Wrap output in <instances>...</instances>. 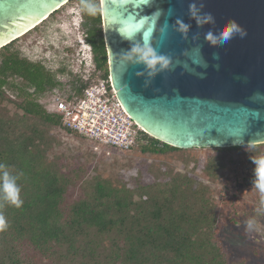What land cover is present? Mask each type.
<instances>
[{"label":"trees","instance_id":"trees-1","mask_svg":"<svg viewBox=\"0 0 264 264\" xmlns=\"http://www.w3.org/2000/svg\"><path fill=\"white\" fill-rule=\"evenodd\" d=\"M100 20L89 19L86 14L81 20L79 29L93 66L84 76L69 81L56 80L50 68L21 56L13 49L17 39L0 49V98L15 104L19 111L13 117L0 114V163L8 165L13 176L23 172L17 181L22 207L0 201V213L10 224L0 236L10 245L26 241L44 256H55L58 264H226L222 247L214 241L217 228L210 216L213 210L208 191L202 185L190 187L200 181L174 173L167 182L138 187L136 199L125 187L94 179L91 195L67 202L66 189L76 183L78 174L75 170L66 174L57 161L48 160L52 142L48 131L62 126L46 105L53 94L79 95L95 79L108 78ZM56 72L67 74L63 67ZM66 134L79 137L70 131ZM138 139L143 154L181 150L143 132ZM242 147H247L248 153H260L256 146ZM207 161L203 171L210 177L215 161ZM185 185L190 186L182 190ZM79 236L87 240L79 244ZM14 247L0 264L21 261ZM59 249L66 255L57 256Z\"/></svg>","mask_w":264,"mask_h":264},{"label":"water","instance_id":"water-1","mask_svg":"<svg viewBox=\"0 0 264 264\" xmlns=\"http://www.w3.org/2000/svg\"><path fill=\"white\" fill-rule=\"evenodd\" d=\"M69 1L0 0V49ZM193 2L204 4L215 25L197 27L188 15ZM157 8L163 15L153 46L172 63L146 84L147 75H136L143 66L125 67L117 54L130 47L124 33L132 18L150 16ZM99 10L111 87L146 135L181 150L264 144V0H153L149 6L140 0H99ZM177 18L191 24L187 39L172 28ZM229 19L247 35L210 46L205 34ZM165 21L169 29L161 38ZM135 40H142V33Z\"/></svg>","mask_w":264,"mask_h":264},{"label":"rangeland","instance_id":"rangeland-1","mask_svg":"<svg viewBox=\"0 0 264 264\" xmlns=\"http://www.w3.org/2000/svg\"><path fill=\"white\" fill-rule=\"evenodd\" d=\"M93 2L99 9V0ZM79 4L80 0L67 2L46 21L17 39L13 49H17L21 56L50 68L56 80L69 81L77 75L84 76L83 73L92 69L93 63L89 48L83 43L79 25L85 14L89 19L100 18V10L91 16L81 12ZM99 27L104 41L101 23ZM58 67H63L68 75H59L56 72ZM15 113H19L15 104L2 102L0 98V114L13 117ZM48 132L52 137L47 151L48 160L57 161L66 174L71 170L78 174L76 183L66 189L67 202L91 195L94 179L109 181L113 187H125L138 199V187L155 181L167 182L174 173H178L200 181L197 185H185L182 190L189 186L206 187L213 210L210 216L216 221L214 241L222 247L226 264H264V193L252 186L255 168L252 159L264 157V144L254 145L257 147L255 150L260 152L255 154L248 153L247 147H241L236 151L192 148L164 155H148L140 152L139 145L128 152L109 150L106 154L95 143L68 135L58 127H51ZM207 160L215 161L213 166L216 168L210 177L203 171ZM249 220L253 221L251 229L246 226ZM84 240L87 239L79 236L78 243H84ZM12 245H15L21 260L18 264H58L55 256H44L26 241L10 245L1 236L0 263ZM58 252L57 256L66 255L64 249Z\"/></svg>","mask_w":264,"mask_h":264},{"label":"clouds","instance_id":"clouds-1","mask_svg":"<svg viewBox=\"0 0 264 264\" xmlns=\"http://www.w3.org/2000/svg\"><path fill=\"white\" fill-rule=\"evenodd\" d=\"M140 3L144 6H149L153 3V0H140ZM203 8V3H190L188 6L189 18L195 21L197 27L215 25L216 21L213 15L204 12ZM79 10L91 16H95L99 11L97 4L93 0H80ZM162 15L163 11L157 8L150 16L143 15L138 19L133 17L131 24L127 26L130 30L124 33L126 40L130 41V47L117 54L120 57V62L125 67L129 65L143 66L144 71L137 72L136 75H147L149 80L146 81V84L159 73L168 71L172 63L169 56L158 53L153 46V38L157 34V26ZM168 15H172L171 9H169ZM172 28L180 34L182 39H187L191 24L185 23L181 18H177ZM168 29L169 24L165 21L158 30L159 37L164 38ZM138 33H142V40H135ZM246 35L247 31L241 25L235 20L229 19L215 31L209 30L205 34V40L210 46H223L234 38L243 39ZM193 39H196V37H193ZM252 162L255 165L252 186L264 193V157L252 159ZM20 176H23V172H18L16 176H13L9 172V166L0 163V201L11 204L16 208H20L23 205L20 195L21 188L17 183ZM0 207H2V204H0ZM246 226L251 229L253 221H247ZM9 227V221L3 213H0V232L6 231Z\"/></svg>","mask_w":264,"mask_h":264},{"label":"built area","instance_id":"built-area-1","mask_svg":"<svg viewBox=\"0 0 264 264\" xmlns=\"http://www.w3.org/2000/svg\"><path fill=\"white\" fill-rule=\"evenodd\" d=\"M47 109L70 131L105 151L128 152L139 145L138 127L124 111L107 79H95L79 95L53 94ZM144 133V132H143Z\"/></svg>","mask_w":264,"mask_h":264}]
</instances>
